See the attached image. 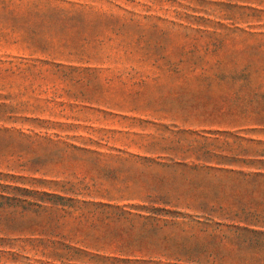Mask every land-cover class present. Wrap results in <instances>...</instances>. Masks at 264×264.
Instances as JSON below:
<instances>
[{
  "label": "rangeland",
  "instance_id": "1",
  "mask_svg": "<svg viewBox=\"0 0 264 264\" xmlns=\"http://www.w3.org/2000/svg\"><path fill=\"white\" fill-rule=\"evenodd\" d=\"M0 264H264V0H0Z\"/></svg>",
  "mask_w": 264,
  "mask_h": 264
}]
</instances>
